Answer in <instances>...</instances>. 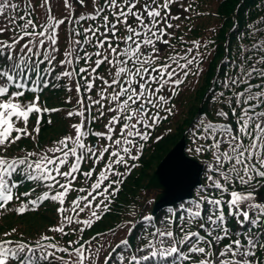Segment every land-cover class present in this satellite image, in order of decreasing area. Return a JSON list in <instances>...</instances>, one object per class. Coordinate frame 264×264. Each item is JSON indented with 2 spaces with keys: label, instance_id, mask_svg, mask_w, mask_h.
Returning a JSON list of instances; mask_svg holds the SVG:
<instances>
[{
  "label": "snow or ice",
  "instance_id": "6c2138e0",
  "mask_svg": "<svg viewBox=\"0 0 264 264\" xmlns=\"http://www.w3.org/2000/svg\"><path fill=\"white\" fill-rule=\"evenodd\" d=\"M76 2L87 8L85 0ZM63 3L68 15L58 19L49 0H42L46 15L37 24L31 0L23 8L13 0H0V18H4L0 36L10 33L0 39V152L5 153L0 154V216L9 211L22 215L37 210L44 201L56 202L60 219L48 231L67 236L66 228L83 233L111 210L152 132L175 114L171 101L180 86L189 75L201 74L203 55L199 41H192L183 54L171 45L169 30L179 27L172 21L180 19L171 8L179 0H91L92 10L74 19L73 4ZM18 9L22 15L14 14ZM65 21L72 24V34L59 60L64 70L55 79L67 78L68 91L75 81L77 110L67 116L81 119L70 125L72 133L45 150L10 158L8 148L32 135L28 125L33 114H40L33 129L38 135L43 113L59 111L42 109L39 95L31 100L25 97L50 84L55 87L51 78L59 53L58 30ZM87 21L91 23L81 31L80 22ZM160 45L165 46L163 51ZM194 50L197 54L192 56ZM249 50L256 58L242 57L234 65L239 69L236 74L221 82L230 95L222 90L212 97L214 103H227L229 111L216 110L223 122L205 116L190 132L194 147L188 151L208 156L202 161L206 182H197L194 197L167 209L162 227L153 214L144 215L145 231L148 227L153 231L142 237L143 244L137 243L133 250L127 238L133 225L101 261L102 244L93 249L91 240L80 243L78 238L62 247L46 234L35 242L13 240V228L0 239V264H264V193L257 191L259 180H264V40L242 49ZM80 61L84 66L77 70ZM101 66L104 74L98 71ZM81 89L85 93L95 89L96 98L85 99ZM94 107L97 115L86 116ZM106 114L110 115L104 130H94L91 125ZM89 137L97 142H89ZM21 181L47 190L22 201L21 196L30 197L31 192L17 194ZM73 192L76 196L65 207ZM14 200L18 205L9 208ZM230 220L235 221L234 227Z\"/></svg>",
  "mask_w": 264,
  "mask_h": 264
},
{
  "label": "trees",
  "instance_id": "16d2710c",
  "mask_svg": "<svg viewBox=\"0 0 264 264\" xmlns=\"http://www.w3.org/2000/svg\"><path fill=\"white\" fill-rule=\"evenodd\" d=\"M13 2L23 8L24 3H27L28 0H13ZM69 2L73 4L75 10L73 19L82 13L90 12L93 7L90 4V8H84L76 0H69ZM31 3L35 9L33 19L39 24L44 21L46 15L45 9L40 7L42 0H31ZM49 3L52 15L56 18L59 19L68 15L63 0H49ZM180 4H183L184 8L189 5L192 7L188 11H184ZM171 13L173 16L178 15L180 17L179 20L172 21L173 24L179 25V27L169 30L173 32L171 42L175 44L174 50L179 49V52H184L188 46L192 47V41H199L202 45L199 52L203 55V60L200 64L202 72L200 75H196L195 80L189 81L186 79L188 84L180 86L179 94L171 101V104L175 105L173 109L175 114L162 121L152 132V138L145 145L141 159L135 162L138 166L126 177L125 182L111 204V210L104 213L101 219L95 221L90 228H85L83 233L72 232L70 228H66L69 235L61 236L58 233L48 231L49 228L56 226L60 219L56 211L59 205L56 202L44 201L35 211L29 210L22 215L9 211L0 216V239L4 238L3 234L6 231H11L15 228L16 232L10 237L13 240L23 239L27 242H35L41 235L46 234L54 238L53 243H58L62 247L68 246L67 242L69 240L76 241L79 238L80 243L91 240L93 249L98 244L104 245L100 256L101 261H103L105 255L115 248L120 240L126 238L128 228L133 225L135 227L131 234L127 236L133 250L137 243L143 244L145 242L142 237L147 236L153 229L148 227L145 231V226L141 221L144 215L152 213L154 205V198H149L148 200L146 198L149 195V191L145 190V184L158 163L181 138L184 132H187L188 148H191L192 137L190 132L199 119L206 116V118H211V121H217L220 119L216 115L218 108L223 107L225 111H229L226 102L223 105L214 103L212 97L222 90L225 92V96L230 95L227 89L222 88L221 82L236 74L239 69L234 65L240 64L242 57L256 58L257 54L253 51H242V49H251L254 43L264 40V0H179V3L172 6ZM14 14L22 15L23 12L18 9ZM3 23L4 18H0V26ZM89 23L91 22H80V30L82 31ZM68 27L72 28L73 26L68 21H65V24L59 28L61 32L58 31L59 53L55 61L57 66L51 78L55 87L50 84L49 87L44 88L41 92L36 94L28 93L25 97L26 100H31L34 95H39V106L42 109L47 107L48 109H59V111L43 113L38 135L33 129L37 126V116L40 114H33L28 125V130L32 135L22 138L8 148L6 155L10 158L23 156L28 151L40 152L45 150L52 146L54 141L72 133L73 129H71L70 125L79 122L81 119L76 116H67V112L77 110L75 81L71 83L72 90L68 91L66 87L69 83L67 78L55 79L56 74L64 70L59 66V60L63 59V53L71 39L70 35L65 33V29ZM9 35L10 33L6 32L3 36H0V39H7ZM80 38L82 39V37ZM160 47L163 51L165 46L160 45ZM86 50L93 51L87 46ZM192 53H194V56L197 54L195 50ZM251 62L249 61V63ZM81 66H84L83 61H80L77 65V70ZM98 71L104 74L105 67L101 66ZM193 71H196L194 66ZM253 82L255 83L256 81ZM199 83L200 85H198ZM208 85L213 86H211L209 91H205L204 86ZM201 91L203 94L200 97ZM81 95L85 99L89 95L96 98V90L94 89L91 93H85L81 89ZM69 97H71L70 103L67 102ZM199 97L201 104L205 107L203 116H199V109L195 111L194 107ZM95 107L90 114L86 112V116H96ZM108 115L110 114H106L103 119L96 120L91 127L96 131H103ZM49 120H51V123H49ZM18 126L22 127L23 125L19 124ZM157 136L161 137L159 141L155 139ZM88 140L91 143L97 142L95 137H89ZM188 153L195 157L200 156L189 151ZM0 154L5 153L0 152ZM88 167V164L84 165L85 170ZM16 179L21 180L19 176ZM33 188H35V191H32ZM46 190L42 185L37 186L32 182L21 181V185L16 192L17 194L31 192L30 197L21 196L22 201H27L28 199H35ZM75 196L76 193L73 192L67 197L65 207L69 205V202ZM149 201H152V203H149ZM18 203V201L14 200L9 205V208L17 206ZM163 214H168L167 209L162 210L155 216L156 224ZM81 215L83 217L84 214ZM71 227L75 228L77 226L72 225ZM138 238L141 239L138 240ZM116 251L119 252L120 249H116Z\"/></svg>",
  "mask_w": 264,
  "mask_h": 264
},
{
  "label": "water",
  "instance_id": "95a60500",
  "mask_svg": "<svg viewBox=\"0 0 264 264\" xmlns=\"http://www.w3.org/2000/svg\"><path fill=\"white\" fill-rule=\"evenodd\" d=\"M203 111V107H200L201 114ZM186 147V135H183L159 163L145 186V189L160 190L156 195L153 214L181 203L182 199H189L197 182L201 184L204 165L188 156ZM261 193H264V188Z\"/></svg>",
  "mask_w": 264,
  "mask_h": 264
},
{
  "label": "rangeland",
  "instance_id": "374dc122",
  "mask_svg": "<svg viewBox=\"0 0 264 264\" xmlns=\"http://www.w3.org/2000/svg\"><path fill=\"white\" fill-rule=\"evenodd\" d=\"M86 3H87V8H90V4H92L91 3V0H88V1H86ZM58 31H60V30H58ZM61 32V31H60ZM65 33L66 34H68V35H70V37H71V34H72V28H70V27H68V28H66L65 29ZM171 45L173 46V48H174V46H175V44H174V42H171ZM190 46H188L187 48H189ZM176 52H179V49H177V50H175ZM179 53H181V54H183V52H179ZM194 53H192L191 55L192 56H194L193 55ZM195 78H196V75L195 76H193L192 77V75H189L188 77H187V79L189 80V81H192V80H195ZM188 83L187 82H185V85H187ZM198 85H200V83L198 84ZM211 86H213V85H211ZM211 86H204V88L206 89L205 91H209V89L211 88ZM201 94H203V92L201 91L200 92V97H201ZM200 97L198 98L199 100H198V102H196V104L194 105V107H195V111H196V109H199L200 108V106H202V104H201V102H200ZM219 118V117H218ZM208 120H211V118H207ZM219 120H221V118L219 119ZM194 122V121H193ZM192 147H194V145L192 144ZM200 161H203V160H205V159H207L208 158V156L207 155H204V156H198L197 157ZM206 182V178H205V174H204V177H203V183H205ZM263 182H261V181H259V183H258V185H260V184H262ZM149 191V195H147V200L149 199V198H155V196H156V194L158 193V191L157 190H155V189H153V190H148ZM257 191H258V186H257ZM195 195H196V193H195ZM165 214V213H164ZM162 215L159 219H158V223L156 224L158 227H162V225H161V221L162 220H164L165 219V217L168 215V214H166V215ZM230 226H235V221L234 220H232V221H230ZM193 230H195V229H193ZM153 231V230H152ZM227 243V242H226Z\"/></svg>",
  "mask_w": 264,
  "mask_h": 264
}]
</instances>
